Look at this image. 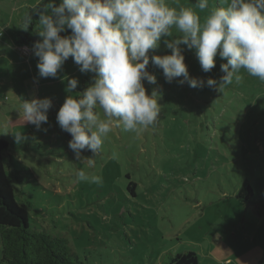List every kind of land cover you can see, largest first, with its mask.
Segmentation results:
<instances>
[{
  "label": "rangeland",
  "instance_id": "374dc122",
  "mask_svg": "<svg viewBox=\"0 0 264 264\" xmlns=\"http://www.w3.org/2000/svg\"><path fill=\"white\" fill-rule=\"evenodd\" d=\"M38 1L0 0V138L8 142L6 169L17 201L29 209L31 227L63 234L79 264H166L169 255L186 251L199 264H264V82L241 70L242 79L221 92L192 88L178 83L182 78L166 82L150 59L147 71L156 83H143L157 96L155 125L139 132L114 127L89 168L85 158L75 159L56 113L69 95L67 78L79 81L75 96L94 74L82 73L69 57L55 78L39 76L31 51L42 39L38 23L23 28L27 9ZM167 2L192 7L202 19L223 5L208 0L209 9L201 12L196 0ZM21 33L29 39L18 45ZM164 39L150 57L170 54ZM180 48L190 76L220 81L226 60L217 54L205 73L195 50ZM33 97L52 101L40 129L17 111L22 99ZM82 155L93 154L86 149ZM80 169L101 176L102 183L78 182ZM246 185L252 195L245 190L238 197Z\"/></svg>",
  "mask_w": 264,
  "mask_h": 264
},
{
  "label": "clouds",
  "instance_id": "9594fccd",
  "mask_svg": "<svg viewBox=\"0 0 264 264\" xmlns=\"http://www.w3.org/2000/svg\"><path fill=\"white\" fill-rule=\"evenodd\" d=\"M195 8L209 9L208 0H196ZM31 23L32 17L26 16L23 28ZM66 27L71 34L62 36ZM173 28L179 37H173ZM36 32L42 39L31 51L38 58L41 78H55L69 57L82 73L94 74L92 83L75 96L71 93L79 81L67 78L69 95L56 113L57 124L71 136L69 149L76 160L85 158L89 168L95 167L93 157L114 127L139 132L155 125L160 111L157 96L155 91L146 92L143 83H156L155 75L147 71L150 59L162 69L166 82L182 78L178 83L192 88L207 86L221 92L242 79L241 70L264 82V0H223L203 19L194 8L172 7L167 0H60L58 5L48 0L39 12ZM162 38L170 54L150 57ZM180 45L195 50L205 73L215 67L217 54L226 60L220 64V81L190 76ZM51 107L49 97H33L22 99L17 111L23 122L40 129L48 122ZM16 136L21 139V133ZM86 149L91 157L82 155ZM75 175L78 182L102 183L101 176L84 169Z\"/></svg>",
  "mask_w": 264,
  "mask_h": 264
},
{
  "label": "trees",
  "instance_id": "16d2710c",
  "mask_svg": "<svg viewBox=\"0 0 264 264\" xmlns=\"http://www.w3.org/2000/svg\"><path fill=\"white\" fill-rule=\"evenodd\" d=\"M48 0H40L28 8L25 16L32 17V23L28 30H32L38 23L39 12L43 11L44 4ZM59 0H54L58 3ZM70 29L60 33L67 36ZM28 33H21L16 40L20 45L29 39ZM9 150L8 142L0 138V264H79L77 255L69 245L67 238L58 232H50L47 229L31 227L29 221V209L19 203L15 197L14 187L6 169L3 153ZM136 184L130 181L127 184L129 191L134 194ZM248 191L252 195L249 185L241 189L238 197ZM247 200L250 198H246ZM166 264H199L193 251L182 254L169 255Z\"/></svg>",
  "mask_w": 264,
  "mask_h": 264
}]
</instances>
